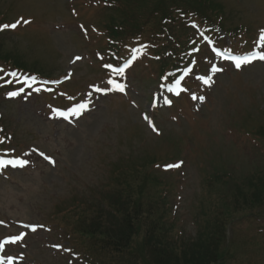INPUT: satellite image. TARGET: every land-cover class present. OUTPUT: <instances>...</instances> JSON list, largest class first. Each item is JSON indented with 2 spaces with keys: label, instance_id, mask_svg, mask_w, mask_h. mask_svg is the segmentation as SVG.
I'll return each mask as SVG.
<instances>
[{
  "label": "rangeland",
  "instance_id": "rangeland-1",
  "mask_svg": "<svg viewBox=\"0 0 264 264\" xmlns=\"http://www.w3.org/2000/svg\"><path fill=\"white\" fill-rule=\"evenodd\" d=\"M217 1L226 6L227 25L252 23L246 49L253 47L257 35L264 30V0ZM93 2L0 0V11L10 8L8 19L18 15L35 18L30 25L22 26L25 28L0 32L3 52L17 51L26 64L24 68L34 71L43 67L45 73L52 72V77L63 76L70 67L74 68L72 79L53 93L29 91L9 97L8 89L0 88V114L13 135L8 151L15 150L30 161L24 168H8L0 174V237L18 233L20 221L45 226L33 234L27 231L24 242L15 247L18 257H23L16 264H86L83 257L74 258L65 251V246L70 245L67 227L56 222L62 217L59 209H64L62 204L72 196L93 198L95 192L109 189L116 174L113 164L127 160L132 153L138 157L167 154L184 158V165L177 170L165 172L160 167L155 171L172 184L166 197L160 199L158 193H152V201L159 202L170 221L167 233L178 244L195 233L203 202L209 207L212 199L210 206L215 207L208 213L219 211L215 192L206 186L212 166L223 162L226 169L236 168L235 175L239 176L264 150L262 143L249 134L251 128L264 124L262 61L241 71L226 64L222 73L215 74V83L210 87L192 77L188 94L174 106L153 112L156 122L159 112L160 135L148 127L141 115L149 109L151 93L160 81L158 63L152 55L138 60L128 71L126 96L92 92L91 85L104 87L109 78L95 53L101 50L99 36L92 29L89 38L82 33L88 24L99 26L108 11ZM222 38L223 46L228 47L231 39L225 35ZM75 54L83 59L71 65ZM205 56L211 57L210 52L201 55ZM208 67L205 64L206 73ZM69 89L79 91L77 100L90 99L92 108L71 123L55 117L51 109L53 105L65 107L72 102L57 100ZM191 89L206 99L192 100ZM40 152L55 163L40 156ZM166 224L164 220L160 227ZM258 231L259 226L247 220L228 228L227 240L233 253L230 264H264L261 240L254 238ZM250 234L253 238L246 237ZM53 245H62L63 249Z\"/></svg>",
  "mask_w": 264,
  "mask_h": 264
},
{
  "label": "trees",
  "instance_id": "trees-1",
  "mask_svg": "<svg viewBox=\"0 0 264 264\" xmlns=\"http://www.w3.org/2000/svg\"><path fill=\"white\" fill-rule=\"evenodd\" d=\"M100 1L114 11L103 19V31L106 47L117 53L150 31L160 36L169 32L174 39L173 48L185 50L190 39L184 24L187 18L224 29L235 28L224 25L221 17L223 7L214 0ZM155 51L161 53L162 49L155 48ZM9 56L0 54L5 59ZM176 65L174 62L171 64ZM261 133L264 136V130ZM125 174L124 180L122 177L114 180L121 184L108 191L99 192L94 198L72 196L62 205L64 209H59L62 217L56 222L66 226L69 234L89 253L97 247L123 252L120 254L127 252L129 264H226L225 248L229 243L221 216H229L240 209L255 216L262 210L264 172L262 175L251 173L233 186L229 200L220 197V213L210 214L203 210V222L195 240L175 244L169 239L165 227H160L163 219L156 210L157 206H152L153 211L150 204L144 207L145 203H149L146 199L150 184L160 186L163 182L150 175L149 171L141 172L140 168L129 173L133 179L126 178ZM221 178L222 175L214 178L218 192L230 184L227 179L221 182ZM214 180H210L209 184L213 185ZM254 238H260L264 252V239Z\"/></svg>",
  "mask_w": 264,
  "mask_h": 264
},
{
  "label": "snow or ice",
  "instance_id": "snow-or-ice-1",
  "mask_svg": "<svg viewBox=\"0 0 264 264\" xmlns=\"http://www.w3.org/2000/svg\"><path fill=\"white\" fill-rule=\"evenodd\" d=\"M21 23L23 24H27L29 23V21L27 20H18L13 24H5L0 26V29H5V28H12L15 29L18 25H20ZM195 26V25H194ZM83 27V26H81ZM86 31V30H85ZM202 38L209 44H213L214 41L212 40V38L210 36L201 34ZM196 50V49H194ZM216 54L221 58V60H227L230 61L232 63V66L236 69V70H243L244 67L253 64L255 61H262L264 62V30H262L261 36L259 38V41L256 43V47L254 48V50H252L251 52H248L246 54L243 55H236L234 54L231 50L228 49H224V50H215ZM76 60H79L80 57H76ZM106 67H113L112 65H106ZM224 70V65L221 64L219 67L217 66H212L210 69V73L209 75H205V76H200L199 79L203 82L204 85L207 86H211L212 84L215 83V80H213V75L219 72H222ZM3 69H0V72H2ZM114 71L116 72V74L119 76L124 69L120 68V67H116L114 69ZM192 71L191 68H187L185 70L186 73H190ZM11 77H17V73L16 72H11L8 74ZM71 75V73L66 75V78H69ZM2 78V77H0ZM31 80L33 82L36 81L35 77H25L23 80V83H26ZM8 83H11V81H7ZM17 82H21L19 81V79H17ZM42 83H48V82H42ZM56 83V82H53ZM177 86H180L181 84V80L178 79L175 81ZM108 85H111L112 87H109ZM28 87L31 88L32 84H28ZM118 90L121 93H125L126 94V88L125 85L118 80L115 79H110L107 82V85H105L104 87H95L94 90L95 92L101 93V94H108L109 92L113 91V90ZM41 89L40 88H36L35 91L39 92ZM184 91H187V89H183ZM24 89L21 88L17 91H12L9 92L8 95L9 97H15L21 94V92H23ZM168 91H173L172 88H169ZM30 94V93H29ZM177 95H179V93H176ZM91 95V94H90ZM193 100H199L200 102H203L206 98L204 96H196L195 94H192L191 97ZM71 99V97H70ZM165 103L168 105H171V100L165 98ZM150 107L155 108L156 104L153 103V105H151ZM92 108L90 107L89 104L86 103H78L76 105H74L72 108L68 109L67 111L64 110H57L59 112V116L68 120L70 123L74 121V119H78L79 116H82L84 114L85 111H91ZM55 118V117H53ZM144 119L146 121L149 122V125L153 128L154 131H156L155 129V125L154 123L150 120V118L148 117L147 114H145ZM38 152V150H35ZM40 156H43L45 159L49 160L50 162H52L53 164L55 163L54 161L51 160L50 157H47L44 153H38ZM25 155H30L29 153H25ZM30 163V161L28 159H23L20 157L17 158H12V159H5L3 157H0V171H3L5 168L7 167H12V168H24L26 167L28 164ZM175 166H179V165H175ZM168 167H173L172 165H169ZM0 223H3L2 221H0ZM24 228H27L29 231L31 232H36L38 229L41 228H45L44 225H23ZM45 230H49L50 229H45ZM27 235L26 232H21L19 235L16 236H12L9 238H6L4 241H0V250H3L6 244L9 243H17L19 241H22L24 239V237ZM53 247H61L59 245H53ZM67 250V249H66ZM23 257L21 256L19 259H22ZM17 257H13V256H4V257H0V264H4V261L7 260L8 264H13V262L15 260H17Z\"/></svg>",
  "mask_w": 264,
  "mask_h": 264
}]
</instances>
